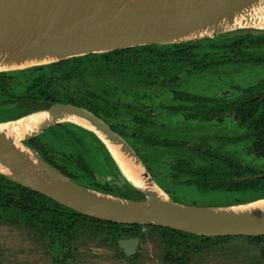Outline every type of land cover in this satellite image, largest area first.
<instances>
[{
	"label": "flooded vegetation",
	"instance_id": "flooded-vegetation-1",
	"mask_svg": "<svg viewBox=\"0 0 264 264\" xmlns=\"http://www.w3.org/2000/svg\"><path fill=\"white\" fill-rule=\"evenodd\" d=\"M214 37L230 41L231 46L215 47L212 41L204 42ZM214 37L198 40L201 42L190 49L188 55L194 61L170 64L169 74H151L158 81L103 72L64 78L57 83L59 95L89 93L87 103L91 109L73 105L90 111L117 133L135 151L154 181L180 203L184 187L206 195L225 191V186L216 188L219 183L264 177L260 162L264 161V42L254 41L264 38V29L246 28ZM154 51L147 53L166 54ZM51 70L53 67L40 66L0 72L5 73L0 75V106L13 111L9 118L49 107V101L37 100L46 107L32 110V95L39 90L38 78L43 79L41 85L49 83L52 74H46ZM45 131L26 142L41 137L47 156L57 164L81 158L92 178L68 164L85 184L115 186L120 192L122 186L126 187L121 166L92 129L64 121ZM51 139L63 146L51 148ZM198 180L203 182L202 188L196 185ZM134 237L139 245L138 236L120 239ZM120 239L117 245L124 256H135L138 245L135 253L126 255L118 244Z\"/></svg>",
	"mask_w": 264,
	"mask_h": 264
},
{
	"label": "water",
	"instance_id": "water-1",
	"mask_svg": "<svg viewBox=\"0 0 264 264\" xmlns=\"http://www.w3.org/2000/svg\"><path fill=\"white\" fill-rule=\"evenodd\" d=\"M246 28L264 29V0H0V72L144 45L195 42ZM38 112H47L51 119L19 139L14 140L7 128L0 129V164L8 170H0L4 177L100 220L163 226L204 236L264 235V207L256 205L264 195L207 206L177 202L154 181L135 151L85 108L50 103L46 109L2 120L0 127ZM64 114L89 123L115 160L98 131L113 147L120 146L119 151L138 163L155 188L138 187L123 169V182L140 192L141 198L87 187L27 145V140L52 125L72 121L61 119ZM138 242L134 237L120 239L118 244L126 255H132Z\"/></svg>",
	"mask_w": 264,
	"mask_h": 264
},
{
	"label": "trees",
	"instance_id": "trees-1",
	"mask_svg": "<svg viewBox=\"0 0 264 264\" xmlns=\"http://www.w3.org/2000/svg\"><path fill=\"white\" fill-rule=\"evenodd\" d=\"M227 35H223V37ZM215 38L204 40V42L212 41L215 47L231 46L230 41L226 42L224 38L222 40H216ZM254 41L264 42V38H257ZM199 42L201 41L165 46L144 45L101 54H89L83 57L69 58L42 65L48 68L53 67L51 73L46 74H52L48 79V82L52 84L45 83V85H41L39 81H43V79L41 77L38 78L39 90L36 91V94L32 95V102L35 105L32 107V110L46 107V104H42L43 102L40 104V101L38 102L37 100L49 101L47 102L48 105L50 101H63L91 109L87 103L90 97L89 93L85 92L77 95L67 92L59 95L57 83L62 82L64 78L70 80L87 73L97 74L103 72L116 74L119 72L131 77L135 75L144 78L148 77L146 81H158L157 77L154 78L151 74H169L172 69L170 64L179 62H181L180 64H185L187 61L190 62V59H195L192 55H188V53ZM150 50L152 52L160 50L166 52L167 55H150L147 53ZM239 56L243 58L241 55H237L236 57ZM92 61H94V64L92 63L91 65L89 62ZM167 61L170 62L168 63ZM57 66L59 68H54ZM55 73H60L61 75H56ZM33 89L31 88L30 90L33 91ZM114 106L116 107V105H113V108ZM54 138L56 139V137ZM55 139H51L50 147L59 149V146L62 147L63 145L59 144ZM26 143L35 148L50 164L82 185L126 198L138 199L142 197L140 192L129 186L125 181L126 187L122 186L121 192L115 186L97 188L94 185L85 184L81 180L80 174L75 172L74 169L70 170L71 168L69 167L71 163L82 171V174L92 178L87 165L81 158L73 160L68 156L71 160H67L66 164H57L52 158L47 156L48 153L46 149L44 150V142L41 140V137H37ZM198 181L199 183H196V185L202 188L203 182L200 183L201 180ZM261 184H264V177L241 179L224 184L219 183L216 188L225 186V191H250L255 192V196H263L264 187L259 188ZM125 191L127 192L123 193ZM129 192L130 194L132 193V196L128 195ZM243 201L245 200H236L234 202ZM0 223L27 228L29 233H31L30 235L36 237L45 247L47 246L53 264H76V254H74L76 246L85 245L89 241H96L97 243L108 242L110 247L119 250L117 240L130 236H138L140 241L150 239L156 242L155 244L160 248L159 260L162 264H188L194 257L200 258L211 254L216 256L218 254L224 256V258H238L243 264H264V235L204 236L163 226L123 224L100 220L78 213L1 174ZM145 229L146 231L144 232ZM51 248L57 253L56 255L51 253ZM172 249H183V252L182 254H172L170 251ZM121 254L124 256L122 252Z\"/></svg>",
	"mask_w": 264,
	"mask_h": 264
},
{
	"label": "rangeland",
	"instance_id": "rangeland-1",
	"mask_svg": "<svg viewBox=\"0 0 264 264\" xmlns=\"http://www.w3.org/2000/svg\"><path fill=\"white\" fill-rule=\"evenodd\" d=\"M257 80L259 78H256ZM8 107H0V121L10 119ZM8 117V118H7ZM261 165L264 166V161ZM185 204L207 206L229 204L236 200L253 198L255 192L250 191H220L206 195H198L192 188H182ZM260 192V191H259ZM263 192V191H262ZM146 229L144 230V232ZM25 227L5 225L0 223V264H53L47 246L30 235ZM156 242L147 239L140 241L135 257L122 256L107 244L98 245L89 241L85 245L76 246V264H162L159 260L160 248ZM51 253H57L50 249ZM172 254H182L183 249H172ZM263 261V260H262ZM188 264H243L238 258H224L221 255L211 254L205 257H194ZM245 264V263H244Z\"/></svg>",
	"mask_w": 264,
	"mask_h": 264
},
{
	"label": "bare ground",
	"instance_id": "bare-ground-1",
	"mask_svg": "<svg viewBox=\"0 0 264 264\" xmlns=\"http://www.w3.org/2000/svg\"><path fill=\"white\" fill-rule=\"evenodd\" d=\"M51 118L49 117L47 112H38L31 114L27 117L21 118L18 120L17 124H13L10 126V124H4L0 129L2 128H7L9 133L11 134V137L16 140L24 136V134H27L31 132V130L34 127H37L42 121L44 120H50ZM64 120H72L73 122L80 124L81 126L91 128L89 123L86 121L75 117L71 116L68 114L62 115V118ZM100 136L105 139L107 145L111 148V151L113 155L115 156L117 162H119L121 168L123 169L124 173L127 175V177L134 182L135 185L138 187L145 189V188H155L151 182L147 180V178L143 175V169L139 167L137 162L133 160L130 156L126 155L125 153H122L119 151V147H113L109 141L105 138L101 132L98 131ZM21 148V147H19ZM22 149V148H21ZM23 150V149H22ZM0 170L7 172L8 170L0 164ZM258 207H264V200L260 201L259 203L256 204ZM256 205H249V206H256Z\"/></svg>",
	"mask_w": 264,
	"mask_h": 264
}]
</instances>
